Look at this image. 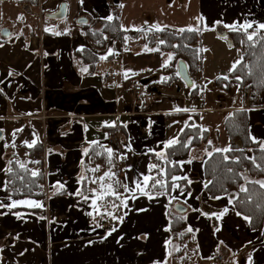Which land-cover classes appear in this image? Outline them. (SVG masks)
Returning a JSON list of instances; mask_svg holds the SVG:
<instances>
[{
  "label": "crops",
  "instance_id": "crops-1",
  "mask_svg": "<svg viewBox=\"0 0 264 264\" xmlns=\"http://www.w3.org/2000/svg\"><path fill=\"white\" fill-rule=\"evenodd\" d=\"M7 1L12 5L9 33H0V264H216L217 255L228 264H264V228L251 230L230 196L209 197L204 188V161L212 151L228 148L225 119L233 112L244 110L251 140L264 142V100L253 105L251 95L233 81L230 70L239 59L223 57L234 45L218 35H227L225 24L251 23L250 30L260 29L264 0H65L67 14L56 20L47 14L56 12L61 0ZM20 4L29 8L23 19L15 12ZM116 10L125 30L200 29L201 61L192 77L197 98L181 81L162 84L170 54L153 52L141 38L126 37L122 46L109 40L97 51V68L89 71L78 57L80 49L91 46L78 18L99 29V21ZM208 44L216 46V60L204 58ZM223 63L226 69H220ZM111 74L117 77L110 82L105 77ZM137 84L143 91L136 98ZM190 119L206 138L174 158L179 176L187 177L176 182L180 189L170 187L165 194L149 187L153 199L138 191L135 198L124 193L122 222L95 213L90 206L94 186L84 193L89 200L77 195L91 144L116 151L123 166L119 178L135 188L144 175L159 179L149 172L153 156L165 153L167 142L177 139ZM113 137L117 148L109 143ZM33 141L41 146L36 159L28 152ZM13 159L25 166L41 163L44 200L6 196L5 174ZM21 200L42 207H10ZM175 218L184 219L181 231L171 228L181 227Z\"/></svg>",
  "mask_w": 264,
  "mask_h": 264
},
{
  "label": "trees",
  "instance_id": "trees-1",
  "mask_svg": "<svg viewBox=\"0 0 264 264\" xmlns=\"http://www.w3.org/2000/svg\"><path fill=\"white\" fill-rule=\"evenodd\" d=\"M18 3H29L31 5H37L38 0H13ZM65 0H61L60 4ZM119 10L113 12L111 20L99 21L100 28L94 29L91 23L79 24L82 35L88 38L91 46H85L78 52L83 63L89 64V71L92 73L100 60V56L97 51L103 49L106 46L107 41L111 40L115 44L123 45L124 39L130 37L136 39L141 37L143 44L147 48L153 49L155 53L168 52L174 57V60L168 63L167 67H162L163 72L166 73L162 84L169 85L176 81H181L180 76L177 73V63L184 61L187 71L192 77L198 72L199 61H201V50L203 45L201 44L200 33L198 32H180L168 27H160L163 31H157L152 29L150 32L137 31V30H125L121 27L120 20L118 18ZM187 29V28H186ZM226 38L231 40L234 46L240 48L241 59L238 60L235 71L230 72L231 78L235 83H238L240 89H244L246 85L251 87V97L249 98L253 105H258L264 100V30H250L245 33L242 29L240 31L226 30ZM254 32V40L249 41L247 35ZM164 41V43H161ZM155 49H159L155 51ZM237 77H240L238 80ZM184 84V82H183ZM197 86L194 85L188 89V95L190 97L197 98ZM181 116V115H180ZM184 116V114H183ZM182 117V116H181ZM247 117L245 111L233 112L229 118L225 119V129L229 135V146L232 150L230 152H216L212 151L211 154L205 159L204 175L205 193L209 197H219L220 195H228L232 199V204L235 209L248 217L249 226L251 230H260L264 228V187H261L260 182H264V145L259 142L251 140L248 132ZM200 124L193 119L188 120L185 126L178 132L177 139L179 143L176 145L165 148L166 160L172 163L153 156L155 164L158 168L166 169V180L168 188L171 187L172 175L180 174L179 164L174 158L186 155L191 152V149L197 146L200 141H205V132L200 130ZM116 132L113 129V135ZM190 141V143H189ZM187 145V146H185ZM105 146L99 143H93L89 146L85 153L84 167H86L85 177L88 179H82V193H91L90 186H94L97 190L99 187L92 184L89 180L92 172L90 169L104 167L105 171H111L116 173V178H119V173L123 168L122 162L118 159V153L113 150L112 163L109 164L108 153L105 151ZM41 149L40 144H35L28 149L29 154L36 155ZM227 157V159H225ZM152 159V160H153ZM20 162L13 159L9 163V169L11 172L5 174V194L7 197H28V198H40L45 199L47 195L44 192V176L43 169H41L40 162L30 163L25 168L20 167ZM173 164L175 166H173ZM36 168H34V167ZM32 167L37 169L39 173L37 176H32ZM159 179H165V177L159 176ZM113 181H109L112 183ZM244 187L247 191H241ZM123 188L118 189L119 192H123ZM101 209V213L106 211L112 212L116 217L120 216L123 206L112 208L111 203L117 205L120 201L115 200L113 197L106 198L105 201H98ZM102 218L103 216L100 215ZM174 220H179L175 218ZM180 221V228H173L182 230L185 225L184 219Z\"/></svg>",
  "mask_w": 264,
  "mask_h": 264
},
{
  "label": "snow or ice",
  "instance_id": "snow-or-ice-1",
  "mask_svg": "<svg viewBox=\"0 0 264 264\" xmlns=\"http://www.w3.org/2000/svg\"><path fill=\"white\" fill-rule=\"evenodd\" d=\"M20 19H23V17H20ZM112 17L109 16L108 20H111ZM201 20L203 19L202 17L200 18ZM219 23V22H218ZM226 28H229L232 31H240L241 29L245 32L248 33V29L253 28V25L251 23L248 24H231V25H224ZM258 27L260 29H264V23L259 24ZM156 30L157 31H163L162 28H160L159 26H156ZM180 32H184V31H188V32H199L200 29L198 27H188L187 29H179ZM247 39L249 41H253L254 40V32L253 33H249L247 35ZM161 43H164V41H161ZM147 50V49H146ZM159 49H155V51H158ZM110 55L112 54L111 52L109 53ZM102 59H106V57H102ZM173 59V57L171 55H169L168 57V61L170 62ZM239 63V62H237ZM168 63L166 62L164 64V67H167ZM237 67V64H233V67L230 71H235ZM86 71V69H85ZM224 79H227V77H223ZM237 79L239 80L240 77H237ZM176 111H189L188 109H180L177 108ZM109 126H114V125H109ZM20 131V130H18ZM204 131H207V129H204ZM253 141L257 142L255 140V138L253 137ZM35 143V141H33L32 144H28V147H32L33 144ZM177 143H179L178 139H171L167 142V144L165 145L166 148H170L174 145H176ZM190 143V141H189ZM211 143V142H209ZM262 145H264V142H260ZM187 146V145H185ZM131 150V149H129ZM232 149L231 148H224V149H216L217 152H230ZM262 150H264V148H262ZM105 151L108 153V158H109V164L111 165L112 163V154H113V149L111 148H105ZM157 158H159L162 161H165L167 163H172L170 161L166 160V156L165 153L163 152H157L156 153ZM225 159H227V157H225ZM181 164L185 163V162H180ZM187 163H191V161H187ZM173 166H175L173 164ZM20 167L23 169L25 168L24 164H20ZM9 172H11V169H8ZM90 171L92 172H98L99 171V166H97L96 168L90 169ZM158 172L159 176L161 177H165V179H157L156 176L154 175H144L142 180H138L135 181V188H130L128 186V184L124 181H120L119 179L116 178V173L111 171V168L109 169V171L105 172L103 176H100L98 179H92L91 183L93 184H98L99 185V190L93 189L92 190V199H91V207L93 208V210L95 211V213L97 215H106V216H110L112 219H120L122 222V217H116L112 212H104L101 213V209H100V205L98 204V201H105L106 198L108 197H113L115 200L120 201V204L117 205L114 202L111 203V207L112 208H117L119 206H124L127 207V198H122L124 196V193H128L130 194V198H135L136 197V192H140L143 195H148L149 199H153L154 197L149 193L148 189L149 187H151L152 189H156V188H160V189H164L165 190V194H167V189H168V183L166 180V176H167V172L166 169L163 168H158V166L156 164H151L149 165V172ZM32 176H37L39 175L38 172L33 171ZM82 179H88L87 177H83ZM127 179V178H126ZM180 180H187L186 176H178V175H172L171 176V181H172V189H180L181 185L179 183H176L177 181ZM105 181H113L112 183H105ZM190 183V181H189ZM261 183V187H264V182H260ZM208 185L205 184V187H207ZM62 187V186H61ZM122 187L124 189V193H121L118 191V189ZM241 191H247L246 188L242 187ZM77 195H82L84 200H89V196L88 195H84L82 192H78ZM181 195H183V192L181 191ZM216 199H219L220 197H215ZM178 199V197L173 196L171 198V200H176ZM171 200L169 201V203H171ZM186 202V201H185ZM18 205H26V206H30V207H42V204H40L37 201L34 200H21V201H14L10 207H16ZM2 206V205H0ZM143 210V209H142ZM225 211H227L225 209ZM88 215H92V213H88ZM220 215H223V213H220ZM237 215H239V213H237ZM169 229H166V231ZM113 231H115V229H113ZM189 232L192 231L191 228L188 229ZM108 235H111V232L108 233ZM181 236L183 235V233L180 234ZM168 244H171V241L169 240L167 242ZM179 250V249H177Z\"/></svg>",
  "mask_w": 264,
  "mask_h": 264
},
{
  "label": "rangeland",
  "instance_id": "rangeland-1",
  "mask_svg": "<svg viewBox=\"0 0 264 264\" xmlns=\"http://www.w3.org/2000/svg\"><path fill=\"white\" fill-rule=\"evenodd\" d=\"M43 1H45V0H43ZM63 3H65V1H63ZM12 6V5H11ZM11 6H10V2L9 1H7V0H0V33H1V31L3 30V29H8V28H6V27H9L10 26V24H9V20H10V16H11V14H10V9H11ZM24 5L23 4H20L19 6H17L16 7V10H15V12H16V14H19L21 17L22 16H27V15H29V14H27L26 12H25V10H24ZM32 10H31V12L32 13H34V12H36V9H34V8H31ZM15 27V26H14ZM137 31H145V32H150V31H152V29H137ZM1 35V34H0ZM139 38H141V37H139ZM126 39V38H125ZM125 39H124V41H125ZM142 39V38H141ZM107 42H109V41H107ZM141 43V42H140ZM142 43H143V41H142ZM201 44H202V41H201ZM209 45V44H208ZM107 46H108V43H107ZM201 52H202V50H201ZM101 53V52H100ZM168 53V52H167ZM171 56H173L171 53H169ZM216 54H217V48H216V46L215 45H209L208 46V48L206 49V51H205V55H204V58H211V59H215L216 60V58H215V56H216ZM230 54H235V57H236V59H241L242 57H241V52H240V48H238L237 46H233V47H230L229 48V53L227 54V53H225V54H223V57L227 60L228 59V56L230 55ZM174 60V57H173V59H172V61ZM212 60V61H213ZM175 61V60H174ZM211 61V62H212ZM224 64V63H223ZM214 66H218V65H216V64H214ZM223 68H227L226 67V65L224 64V66L223 67H220V69H223ZM224 69V71H227V70H225ZM213 71V70H212ZM212 74V72H209V73H207V75H211ZM207 80H209V78H207ZM245 88V87H244ZM105 172H107V171H105V169H104V167H99V171L98 172H95V173H92L91 174V176H94L93 177V179H98L100 176H103L104 175V173ZM90 176V177H91ZM91 179H92V177H91ZM105 183H109V181H105ZM93 184V183H92ZM95 185H97L98 187H99V185L98 184H95Z\"/></svg>",
  "mask_w": 264,
  "mask_h": 264
},
{
  "label": "water",
  "instance_id": "water-1",
  "mask_svg": "<svg viewBox=\"0 0 264 264\" xmlns=\"http://www.w3.org/2000/svg\"><path fill=\"white\" fill-rule=\"evenodd\" d=\"M65 14H67V12H66V4L65 3H61L59 5V7L57 8L56 12L47 14V16L56 20V19L64 18ZM78 22H80L81 24L82 23H86L87 19L84 18V17H82V18L80 17V18H78ZM8 33H9V31L7 29H4V30L1 31V34L4 35V36L8 35ZM218 35L221 36V37H226V33L225 32L224 33H219ZM227 41H228L229 44L232 45L230 39H227ZM177 73H179L178 75L180 76V78L184 82V84L188 86V89L190 87L194 86L193 82H192V79L189 76L190 73L187 71V67H186L184 61H179L177 63ZM1 133L2 132H0V138H1ZM176 208L179 211L184 209L183 207H180L179 205H177Z\"/></svg>",
  "mask_w": 264,
  "mask_h": 264
},
{
  "label": "built area",
  "instance_id": "built-area-1",
  "mask_svg": "<svg viewBox=\"0 0 264 264\" xmlns=\"http://www.w3.org/2000/svg\"><path fill=\"white\" fill-rule=\"evenodd\" d=\"M25 11L26 12H29L28 6H25ZM116 77H117L116 75L111 74V75H107L105 77V79L111 82V81H114L116 79ZM133 87H134V89H133L134 97L137 98L140 95V93L143 91L142 90L143 87H141V85H139V84H137V86L134 85ZM244 91L246 93V96L249 97V95L251 94V87L249 85H246L245 88H244ZM117 142H118L117 138L116 137H113L112 139H110V142L109 143L112 146H114L115 148H117ZM33 157H34V159H36L37 156L36 157L33 156ZM107 224L108 225H112V223H107ZM216 264H228V262H225L223 260V257H221L220 255H217L216 256Z\"/></svg>",
  "mask_w": 264,
  "mask_h": 264
}]
</instances>
